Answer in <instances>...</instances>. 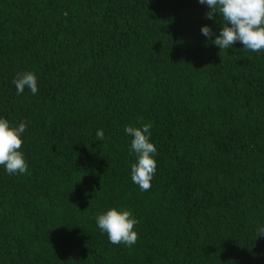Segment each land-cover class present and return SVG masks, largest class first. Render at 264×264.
I'll use <instances>...</instances> for the list:
<instances>
[{
  "label": "trees",
  "instance_id": "obj_1",
  "mask_svg": "<svg viewBox=\"0 0 264 264\" xmlns=\"http://www.w3.org/2000/svg\"><path fill=\"white\" fill-rule=\"evenodd\" d=\"M207 11L0 0V116L27 123L29 166L0 167V264H264V51L219 49L200 32L221 27ZM26 71L35 96L16 94ZM145 123L158 155L141 191L124 127ZM112 206L137 218L135 245L97 227Z\"/></svg>",
  "mask_w": 264,
  "mask_h": 264
},
{
  "label": "clouds",
  "instance_id": "obj_2",
  "mask_svg": "<svg viewBox=\"0 0 264 264\" xmlns=\"http://www.w3.org/2000/svg\"><path fill=\"white\" fill-rule=\"evenodd\" d=\"M206 6V18L215 22L216 14L221 18V27L214 32L211 26L204 25L200 32L211 39L219 49H230L236 42L252 52L264 51V0H198ZM214 37V39H212ZM16 94L21 95L27 88L33 96L38 89L36 73L26 71L18 73L13 80ZM27 123L21 121L13 125L7 118L0 116V167L9 175H23L28 171V163L23 153V134ZM124 133L130 136V152L135 153L136 162L131 165V179L141 191L151 187V181L157 169V147L152 141L151 125H126ZM98 141L104 140V132H96ZM96 224L102 233H106L111 244L131 247L136 244L138 232L137 218L124 207L112 206L96 216ZM264 235V226H258L257 236Z\"/></svg>",
  "mask_w": 264,
  "mask_h": 264
}]
</instances>
